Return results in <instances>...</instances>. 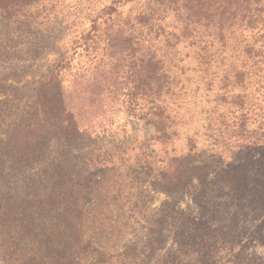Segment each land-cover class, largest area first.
<instances>
[{"label":"trees","instance_id":"trees-1","mask_svg":"<svg viewBox=\"0 0 264 264\" xmlns=\"http://www.w3.org/2000/svg\"><path fill=\"white\" fill-rule=\"evenodd\" d=\"M66 1L0 0V26L6 32L5 37H0V56L7 60L19 58L16 47L10 45L9 50L7 46L32 37L38 40L36 33L50 32ZM106 1L96 9L88 31L70 32L73 35L71 56L65 53L57 58L52 71L32 90L31 99L35 101L23 113L19 134L14 135L23 142L21 156L14 152V145L11 147L0 140V185L9 187L6 165L12 170L9 176L24 173L46 160L51 143L56 142L62 161H51L43 172L44 178L38 180L44 186L50 185L51 194L46 200L49 204L42 207L37 219L52 222L68 218L71 210H80L78 206L85 204L89 195V178L107 164V152L94 149L84 155L76 153L86 145L104 144L102 131L105 130L92 139L89 129L83 125V116L65 105L64 82L75 69L74 57L86 55L89 58L91 66H76L77 72L85 75L93 72L90 94L95 100L99 99L103 108L108 104L123 106L127 117L143 120L155 128L156 140L169 141L175 128L169 102L178 89H183L170 66L178 63L175 50L181 44H188L205 76H209L216 63L222 68L223 63L228 67L223 71L220 89L224 92L218 98L236 108L234 115H238L218 116L216 133L212 120L209 122L210 138L217 141L214 137L218 134L220 143L225 146L223 150L232 155L227 159L220 154L222 160L217 166L221 173H226L224 176H218L207 166L211 170L209 175L206 166L196 160L197 152L172 158V173L162 182L163 192L180 193L195 180L203 186L211 175H216L229 188L230 194L226 197L233 202H221L222 198H217L220 203L213 208L222 214L218 215V226L205 225L183 231L178 241L195 244L200 237L216 235L241 246L251 235V223L264 232V114H261L264 107L255 103L257 92H253L259 79H264V0ZM127 6L129 10L124 12ZM257 101L264 103V91ZM61 190L65 193L61 194ZM11 200H4L1 208L8 205L10 213L23 208L28 216L31 214L30 207H19L22 202ZM26 222L29 235L32 231L37 233L39 228H34V219ZM24 240L12 243L10 250L16 251ZM150 246L147 258L155 255V247ZM230 264L256 263L249 249L242 248L232 254Z\"/></svg>","mask_w":264,"mask_h":264},{"label":"rangeland","instance_id":"rangeland-1","mask_svg":"<svg viewBox=\"0 0 264 264\" xmlns=\"http://www.w3.org/2000/svg\"><path fill=\"white\" fill-rule=\"evenodd\" d=\"M106 2L67 0L59 9L57 22L50 32L36 33L38 40L32 37L7 46L10 50V45H14L19 58L7 60L0 56V140L11 147L14 145V152L19 156L23 153V142L14 135L19 134L23 113L35 101L31 99L32 90L52 71L57 58L65 53L71 56L73 35L70 32L88 31L96 9ZM129 7L123 11L127 12ZM2 28L0 37H5ZM175 52L178 65L169 66L176 71L183 89H178L169 102L175 127L169 141L156 140L155 128L143 120L127 117L123 106L108 104L103 108L99 99L90 94L93 72L86 75L77 72L76 66H91L89 58L74 57L75 69L64 82L65 105L83 116V125L89 129L92 139L105 130L102 131L104 144L86 145L76 153L84 155L102 149L103 153L107 152V164L89 178V195L85 204L78 206L80 210H71L68 218L52 222L37 219L42 207L49 204L46 200L51 194L50 185L44 186L38 180L44 178L43 172L51 161H62L56 142L51 143L46 160L24 173L9 176L12 170L6 165L9 187L0 185V264H230L232 254L242 248L249 249L256 264H264V232L254 227L255 223L249 226L251 235L241 246L216 235L200 237L195 244L178 241L183 231L218 226L220 213L213 207L220 201L233 203L226 197L230 194L229 188L218 177L226 173H221L217 166L222 160L220 154L227 159L232 155L223 150L225 146L218 134L214 137L217 141L210 138L209 122L212 120L216 133L218 116L233 117L238 113L234 115L237 109L218 98L224 92L220 89L223 71L228 68L225 63L223 68L216 63L209 76H205L188 44H181ZM254 91L257 92L254 102L263 108L264 103L257 99L264 91V79H259ZM115 110H118L116 114ZM105 125L110 127L102 128ZM191 151L197 152L196 160L206 168L211 167L218 176L211 175L203 186L195 180L180 193L163 192L162 182L172 173V158L186 157ZM227 159L224 158L226 163ZM9 198L22 202L19 207H30L31 214L28 216L23 208L14 213H10L8 205L1 208ZM33 219L34 228L39 230L29 235L26 221ZM21 239L25 240L16 251L10 250L12 243ZM151 244L155 255L147 258Z\"/></svg>","mask_w":264,"mask_h":264}]
</instances>
